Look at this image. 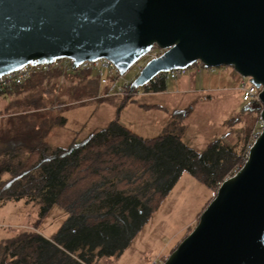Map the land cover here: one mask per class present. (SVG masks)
Returning <instances> with one entry per match:
<instances>
[{"label": "water", "instance_id": "95a60500", "mask_svg": "<svg viewBox=\"0 0 264 264\" xmlns=\"http://www.w3.org/2000/svg\"><path fill=\"white\" fill-rule=\"evenodd\" d=\"M129 85L159 72L231 66L260 88L261 130L243 165L217 187L163 264H264V0H0V76L25 64L106 58Z\"/></svg>", "mask_w": 264, "mask_h": 264}, {"label": "trees", "instance_id": "16d2710c", "mask_svg": "<svg viewBox=\"0 0 264 264\" xmlns=\"http://www.w3.org/2000/svg\"><path fill=\"white\" fill-rule=\"evenodd\" d=\"M25 83L0 95L14 97ZM164 87L161 81L151 90ZM45 91L14 104L10 100L0 111V205L19 200L39 205L38 220L31 227L0 241V264H94L119 256L183 173L214 192L237 171L245 161L249 132L259 119L235 143L215 139L201 151L180 135L144 138L117 118L79 142L55 146L45 140L48 121L35 125L34 118L23 115L41 108ZM126 94L132 92L127 89ZM251 102L259 103L246 102L243 109L259 113L261 106L249 107ZM11 104L21 110L8 112ZM236 122H241L238 115L228 120L229 125ZM52 205L67 216L46 238L37 227Z\"/></svg>", "mask_w": 264, "mask_h": 264}, {"label": "rangeland", "instance_id": "374dc122", "mask_svg": "<svg viewBox=\"0 0 264 264\" xmlns=\"http://www.w3.org/2000/svg\"><path fill=\"white\" fill-rule=\"evenodd\" d=\"M195 65L189 66L177 80H168L165 92H146L140 86L130 95L108 98L98 97V90L101 93L104 87L97 84L96 76L89 69L34 71L14 97L0 95V111L10 100L14 104L46 89L41 108L23 115L26 119L34 118L35 125L49 122L45 140L51 145L67 146L70 142H79L114 118L119 122L133 118L139 126L138 134L143 137L152 138L163 133L180 135L187 145L198 151L215 139L235 143L259 118L256 109H243L246 103L241 100L238 89L242 76L231 66L213 67V73L202 71L198 74ZM137 73L135 67H130L121 75L120 81L134 80ZM176 85L180 90H175ZM123 98L124 108L119 107ZM12 104L8 112L21 110ZM142 104L158 107L156 110L136 109ZM257 105L261 106L260 102H251L248 106L254 108ZM174 108L179 109L178 113L169 116ZM237 115L241 122L229 125V118ZM215 191L183 173L124 251L94 264H148L155 258L164 261L188 230L195 227ZM38 212L39 205L24 200L0 205V241L31 227L38 220ZM66 216L60 206L52 205L37 231L51 238Z\"/></svg>", "mask_w": 264, "mask_h": 264}, {"label": "built area", "instance_id": "2783aa9c", "mask_svg": "<svg viewBox=\"0 0 264 264\" xmlns=\"http://www.w3.org/2000/svg\"><path fill=\"white\" fill-rule=\"evenodd\" d=\"M163 53V50L154 45L149 51H147L139 60H137L131 67H135L138 70V73L142 67L151 59L160 56ZM196 65L204 66L200 62H196ZM77 68L81 70H91L96 76L100 86L104 87V91L98 94V97H110V96H123L126 94V91L132 82V80L120 81L121 75L116 68V66L110 60L106 58H99L94 61H83ZM76 68V69H77ZM209 70H213V67H206ZM72 69L71 60L66 58H61L54 60L48 64H25L17 70L11 71L7 74L0 76V92L11 89L17 85L24 83L34 71H43L47 72L50 70H61L62 72H69ZM187 68L183 69H171L165 72H159L156 74L149 82H147L143 87L148 91L151 90V86L157 82H165L169 79L175 80L181 77L186 73ZM75 70V69H73ZM136 74V76L138 75ZM135 76V77H136ZM241 100L243 102H250L253 100L258 101V93L260 88L255 86L252 82L249 81V77H242L238 87ZM137 90V89H134ZM133 90V91H134ZM132 91V93H133ZM139 92H136L138 94ZM261 130V121L258 119L257 124L254 126L249 139L246 142V146L243 152V158L246 159L248 150L252 146L253 142L258 137ZM242 165H239L240 168ZM236 172V171H235ZM233 172L230 176H232ZM228 176V177H230ZM148 264H163V260L160 258H155L151 260Z\"/></svg>", "mask_w": 264, "mask_h": 264}, {"label": "crops", "instance_id": "0c3cea01", "mask_svg": "<svg viewBox=\"0 0 264 264\" xmlns=\"http://www.w3.org/2000/svg\"><path fill=\"white\" fill-rule=\"evenodd\" d=\"M195 69H196V72L198 73V74H201L202 73V71H205V73H207V74H210V73H213L214 72V70L215 69H213V70H209L208 68H206L205 66H201L200 68H199V66L198 65H195ZM193 78V77H192ZM169 80H172V79H169ZM175 80H177V79H175ZM193 80V79H192ZM98 81V80H97ZM168 81V80H167ZM167 81H165L164 83H165V87H164V89L163 90H160V91H151V92H154V93H158V92H165L166 91V87H167ZM97 84L99 85V83L97 82ZM181 85V84H180ZM100 86V85H99ZM98 86V87H99ZM102 87V86H101ZM179 87V85H176L175 86V90L176 89H179L178 88ZM180 90V89H179ZM178 90V91H179ZM177 91V90H176ZM100 93V91L98 90V94ZM105 98H108V97H105ZM122 101V100H121ZM120 104H121V102H120ZM120 106V105H119ZM124 106H126L125 104H123V106H122V108H124ZM158 107V106H156V105H154V104H142V105H139V107H137L136 109H139V110H144V109H153V110H156V108ZM139 110H137L138 112H139ZM179 109L178 108H174L173 109V113H169L168 115L169 116H172V114H173V116L174 115H176V113H178L177 111H178ZM258 121V120H257ZM257 121H256V124H257ZM120 123L123 125V126H125V127H127L128 129H130L131 131H133L134 133H136L137 135H139L138 134V130L137 129H139V126H138V124L136 123V121L133 119V118H130V119H126V120H120ZM255 124V125H256ZM139 136H141V135H139ZM87 137V136H86ZM143 137V136H142ZM144 138H148V137H144Z\"/></svg>", "mask_w": 264, "mask_h": 264}]
</instances>
